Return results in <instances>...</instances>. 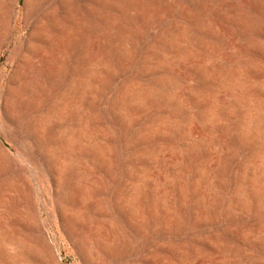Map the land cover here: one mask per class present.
<instances>
[{
  "label": "rangeland",
  "instance_id": "rangeland-1",
  "mask_svg": "<svg viewBox=\"0 0 264 264\" xmlns=\"http://www.w3.org/2000/svg\"><path fill=\"white\" fill-rule=\"evenodd\" d=\"M0 264H264V0H0Z\"/></svg>",
  "mask_w": 264,
  "mask_h": 264
},
{
  "label": "bare ground",
  "instance_id": "bare-ground-1",
  "mask_svg": "<svg viewBox=\"0 0 264 264\" xmlns=\"http://www.w3.org/2000/svg\"><path fill=\"white\" fill-rule=\"evenodd\" d=\"M222 95V94H221ZM224 96V95H223ZM223 100V99H222ZM212 163V162H211ZM211 199V198H210ZM200 211V210H199Z\"/></svg>",
  "mask_w": 264,
  "mask_h": 264
}]
</instances>
